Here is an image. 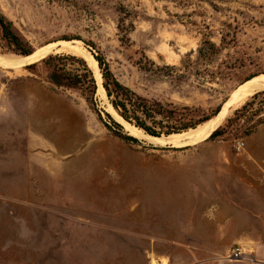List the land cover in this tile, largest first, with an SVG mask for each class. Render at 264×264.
Wrapping results in <instances>:
<instances>
[{"label":"rangeland","instance_id":"rangeland-1","mask_svg":"<svg viewBox=\"0 0 264 264\" xmlns=\"http://www.w3.org/2000/svg\"><path fill=\"white\" fill-rule=\"evenodd\" d=\"M0 10L33 48L15 51L0 26V264H225L236 244L262 246L217 235V213L244 196L220 167L241 166L237 144L264 124V88L231 109L221 136L163 147L131 133L103 77L92 93L80 59L95 76L85 52L103 55L121 82L199 121L264 79V0H0ZM207 41L213 56L198 52ZM54 70L87 86L57 85ZM108 112L138 141L109 130Z\"/></svg>","mask_w":264,"mask_h":264},{"label":"trees","instance_id":"trees-1","mask_svg":"<svg viewBox=\"0 0 264 264\" xmlns=\"http://www.w3.org/2000/svg\"><path fill=\"white\" fill-rule=\"evenodd\" d=\"M0 26L3 31V35L10 43L15 46V51L23 55H31L33 52L32 46L26 44L23 38L14 29L13 23L9 20L0 10ZM209 44V47H208ZM217 46L212 41H207L199 48L198 52L202 56H213ZM53 57V56H51ZM74 57V56H71ZM99 62V66L103 75V86L107 92V96L110 99L112 105L116 111L128 122L136 127L144 130L145 133L162 137L163 135H171L174 133L182 132L190 128L196 127L198 124L210 119L212 116L219 114L220 108L214 111L212 116H206L202 119L195 120L193 110L187 106H178L173 103H163L162 101L154 98H147L137 91L124 84L119 80L116 74L111 69L106 58L101 55H95ZM85 69L89 73V88L92 93L95 94L98 90V82L93 75L92 70L88 67L83 59ZM84 74H76L75 79L71 78L66 73H61L58 70H54L51 75L52 81L57 85H63L68 87L78 88L80 85L86 87V81ZM252 78V77H251ZM250 79V78H249ZM260 92L255 94V97ZM251 102H248L243 107H246ZM241 109L235 110V115H238ZM108 118L112 124L104 121L101 113H99L100 119L104 122L106 127L113 131L115 135L124 139L127 142H137L138 139L135 136L124 134L122 132L124 126L119 123L109 112ZM264 123V121H260ZM222 135V126L215 130L209 138L214 139Z\"/></svg>","mask_w":264,"mask_h":264},{"label":"crops","instance_id":"crops-1","mask_svg":"<svg viewBox=\"0 0 264 264\" xmlns=\"http://www.w3.org/2000/svg\"><path fill=\"white\" fill-rule=\"evenodd\" d=\"M240 142L244 143L241 148H238L240 151H244L241 157V166H227L220 167V169L225 178L244 186V196L240 199L227 198L220 204L217 213L219 220L217 235L249 238L257 243L259 241L256 238L264 237V199L259 191L264 188V124L259 125L244 141ZM154 223L160 225L161 219L160 223ZM240 240L244 241V239ZM244 242L248 243L247 239ZM261 242L262 246H256L255 251L249 250L241 244L255 256L254 264H264V241ZM159 258L158 260L154 259L157 264L172 263L169 257L168 259L162 256Z\"/></svg>","mask_w":264,"mask_h":264},{"label":"bare ground","instance_id":"bare-ground-1","mask_svg":"<svg viewBox=\"0 0 264 264\" xmlns=\"http://www.w3.org/2000/svg\"><path fill=\"white\" fill-rule=\"evenodd\" d=\"M71 48H73L74 50H79V47L76 45H72ZM42 53L43 51H41L40 53H38V55L35 56L16 57L13 58L12 63L23 65L25 63L34 60L35 58H38L39 56L42 55ZM85 54L88 57L91 68L95 71L96 79L99 83V86L101 87L102 74L98 62L89 52H85ZM262 88H264V79H252L250 81H246L237 91L236 102H232V98L229 99L225 104V106L222 109H220L219 111L220 113L218 115L204 121L198 127L196 128L194 127V129L188 132L184 131L185 133L171 134L162 137H157L150 134H145L144 136L146 137V139L150 140L151 142L158 144L157 146H163V147L164 146L167 147V145L169 144L173 146H184L187 144L199 143L207 139L211 135V133L227 119L231 109L234 106L240 104L241 103L240 101L244 100L249 94L253 93L255 90ZM101 90L105 93L104 87L103 88L101 87ZM119 119L123 120V122L125 121L124 119H121V117ZM127 128L131 130V133L142 137L143 134L141 130H139L136 126L127 124ZM153 264H157L156 261H153Z\"/></svg>","mask_w":264,"mask_h":264},{"label":"built area","instance_id":"built-area-1","mask_svg":"<svg viewBox=\"0 0 264 264\" xmlns=\"http://www.w3.org/2000/svg\"><path fill=\"white\" fill-rule=\"evenodd\" d=\"M243 145L244 143L240 142L238 148ZM224 260L225 264H254L256 262L255 256L241 244L233 246L225 255Z\"/></svg>","mask_w":264,"mask_h":264},{"label":"water","instance_id":"water-1","mask_svg":"<svg viewBox=\"0 0 264 264\" xmlns=\"http://www.w3.org/2000/svg\"><path fill=\"white\" fill-rule=\"evenodd\" d=\"M99 63V62H98ZM99 68H100V66H99ZM101 70V69H100ZM101 74H102V72H101ZM102 77H103V75H102ZM104 87V86H103ZM113 106V105H112ZM114 107V106H113ZM116 110V109H115ZM121 116V115H120ZM122 117V116H121ZM123 118V117H122ZM124 119V118H123ZM125 120V119H124ZM125 121H127V120H125ZM119 122V121H118ZM128 122V121H127ZM119 123H121V122H119ZM130 123V122H129ZM122 124V123H121ZM131 124V123H130ZM123 125V124H122ZM124 126V125H123ZM130 135H132V134H130ZM170 146V145H169Z\"/></svg>","mask_w":264,"mask_h":264}]
</instances>
